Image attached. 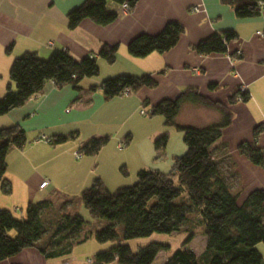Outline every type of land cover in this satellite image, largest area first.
Returning a JSON list of instances; mask_svg holds the SVG:
<instances>
[{"label":"crops","instance_id":"0c3cea01","mask_svg":"<svg viewBox=\"0 0 264 264\" xmlns=\"http://www.w3.org/2000/svg\"><path fill=\"white\" fill-rule=\"evenodd\" d=\"M83 1L0 0V97L10 83L12 62L25 52L47 59L54 49H66L79 60L90 55L96 57L105 44L118 47L115 62L111 65L99 63V75L84 79L81 92H76L71 86L57 88L53 82H48L41 94L0 117V129L19 124L26 133L23 148L11 149L6 157L5 177L11 190L9 194L0 190V208L11 212V208L25 209L29 203L53 202L58 190L64 191L69 185L75 190V195L81 194L94 180L91 178L93 164L91 161H77L73 156L75 150L93 135H103L111 117H138L140 108L150 110L162 100L175 99L186 89H196L202 96L224 105L232 114L231 124L222 130L211 150L216 158L232 163L241 187L239 202L252 191H264V172L237 151L241 143L253 140V130L259 125L263 126V131L257 146L264 148V10L259 17L238 19L233 8L220 0H137L131 12H124L121 6L108 3V10L116 12L118 18L107 26L84 19L76 28L69 29L66 16ZM172 22L181 25L184 32L169 51L162 54L154 52L144 58L128 54L127 45L132 39L142 34H158ZM227 31H233L236 38L226 43V53L199 55L193 51L192 47L200 41L214 34L223 38ZM122 74L136 77L149 74L157 81V86L112 99H105L99 88L89 92L91 86H98L102 80ZM238 89L249 93L248 101L229 104L228 97ZM184 110L187 113L189 110L192 118L179 121ZM97 112L108 117L103 124L92 119ZM208 116H214L212 124L221 119L216 110L184 104L175 123L202 128L211 125L204 120ZM163 131L161 128L146 136L150 143L146 146L140 170L156 168L161 172L158 166L151 164L157 161L152 141ZM40 135L49 138L71 135V138L51 145L37 141ZM171 138L167 150L171 146ZM185 151V145L179 144L172 153L180 155ZM51 164L52 167L47 169ZM42 181H48L44 188L39 187ZM59 198L64 203L71 201L68 195ZM69 209L68 203L66 211ZM197 232L202 234V228ZM197 236H193L189 246ZM199 236L202 248L196 251L189 247L196 255H201L207 246L203 234ZM105 250L97 248L95 251ZM258 250L264 258V246H259ZM70 260L64 257L47 260L36 249L27 248L0 264H70Z\"/></svg>","mask_w":264,"mask_h":264},{"label":"trees","instance_id":"16d2710c","mask_svg":"<svg viewBox=\"0 0 264 264\" xmlns=\"http://www.w3.org/2000/svg\"><path fill=\"white\" fill-rule=\"evenodd\" d=\"M220 2L231 6L238 19L259 17L264 10V0ZM108 3L121 7L126 4L127 12H131L137 0H84L68 12V28H76L84 19L99 26L113 23L118 14L108 10ZM183 32L181 25L167 23L158 34H142L132 39L127 52L134 58H144L154 52L165 53L177 44ZM234 38L236 34L233 31L225 32L223 38L214 34L192 49L199 55L226 53V43ZM117 50V45L105 44L96 57L90 55L79 60L66 49H54L47 59H40L31 52L23 53L11 64L10 83L0 97V117L41 94L48 82H53L57 88L71 86L76 92H81L84 79L99 75L97 59L111 65L115 62ZM156 86L157 81L149 74L139 77L122 74L104 79L88 90L94 92L99 88L105 99H112L123 97L126 89L136 93L142 88L153 89ZM248 99L249 93L238 89L228 97V103L246 102ZM184 104L216 110L221 119L202 128L178 125L175 119ZM148 114L162 116L166 126L174 127L183 135L186 151L174 159L171 170L163 173L141 169L134 185L114 192H109L99 178L94 179L80 194L90 216L106 222L93 231L85 228V221L75 212L55 213L53 202L49 200L27 204L22 219H16L9 210L0 208V263L27 248L36 249L47 260L62 258L70 254L74 243L93 237L98 243H115L95 254L96 264L114 261L117 264H154L159 251H166L168 246L151 243L133 252L124 242L152 234L187 230L189 235L184 245L170 254L164 264H264L258 250L259 246H264V191H252L240 203L241 187L235 179L237 176L232 163L226 161L227 165L211 150L222 130L231 124L232 114L224 105L202 96L196 89H186L175 99L158 102ZM262 131L263 126L255 127L253 140L241 143L237 151L264 172V148L257 146ZM69 138L71 135L58 136L50 143H43L61 144ZM128 138L126 143L130 140ZM168 139V134H162L154 140L155 159L163 155ZM108 140V137H91L79 147V152L95 155ZM25 143L26 133L19 124L0 129V190L3 194H9L11 190L4 177L6 157L11 149H22ZM233 179L236 180L235 185L232 184ZM47 212H52L51 219H48ZM199 228H202L207 246L201 255H196L186 245ZM11 231L15 236L9 235Z\"/></svg>","mask_w":264,"mask_h":264},{"label":"rangeland","instance_id":"374dc122","mask_svg":"<svg viewBox=\"0 0 264 264\" xmlns=\"http://www.w3.org/2000/svg\"><path fill=\"white\" fill-rule=\"evenodd\" d=\"M99 63L105 64L106 62H102L99 59L98 65ZM141 109H144L145 112L149 111L148 108L146 107L140 108L138 110V115H139L138 117L140 118L136 116L132 118H126L127 115L111 117L109 125L106 124V126L104 127L105 133L103 135L92 136V137H108L109 140L107 144L103 146V148H101V150L97 154L95 155L80 154L81 156L77 160L84 162L88 161V163H90L91 161V163L93 164L92 173H91L92 180L93 178L94 179L100 178L109 192H114L118 188L129 187L136 183L137 172L144 164L142 159L144 158L146 146L150 143V140L146 138V136H149L150 132L159 130L161 128L164 130L163 133H161L160 135L155 137V139H153L152 144L154 140H156L162 134H168L169 139L170 136L172 137L171 138L172 143L171 146L169 147V150H167L166 147L160 159H155L154 156V159L157 161L151 162L152 166H158V168L161 169V172L168 173L172 168L174 159L184 154V153L182 154L180 153V155H176V153H172L176 151L177 146L179 144L184 145L182 133L178 132L172 126H166L164 123L162 124L161 122L162 121L164 122V118L160 115H154V116H150L149 114L141 115L140 113ZM190 113L191 112L189 110L188 113L186 110H184V112H182V115L179 118V121H184L185 119L192 118V116L189 115ZM105 115L106 114L103 112H97L92 119L95 121L99 120L101 124H103L104 120H107L108 118ZM213 117L214 116H208L205 117L204 120L205 122L207 121L209 122V124H212L210 122H212L211 120H213ZM126 137L130 138V140L128 138L129 140L128 143H126ZM118 143H121L123 145L122 149L117 148ZM78 151L79 149L75 150L74 153H77ZM224 162L228 165L226 161ZM51 167L52 164L47 166V169H50ZM147 170H156V168L154 169L148 168ZM235 179L232 180L233 185H235V181H236ZM58 191L59 193L53 199V205H54L53 211L55 213H62L66 211L68 203H64V201H62L61 198L58 199V197L63 195H68L69 198L71 199V201H69L70 209L68 211L75 212L80 217H82V219L86 223L85 228H87V230L93 231L106 224L105 221L94 220L90 216L89 212L84 208L80 200V193H78V195H75L76 193L72 186L69 185V187L66 188L64 191L63 190H58ZM183 195H185V193ZM24 208L26 209V207ZM25 209H22L20 207H17L15 209L11 208L12 210L11 213L16 219H22L25 217L24 215ZM51 213L52 212H47L48 219H51ZM197 234L198 236L192 242V244H190L189 246L188 243L187 244L188 246L186 245V247L193 248L196 251L202 248V240L199 236V234L200 235L202 234L200 232H197L196 235ZM9 235L15 236V233L11 231L9 232ZM188 235H189V231L187 230L173 234H152L147 238L133 239V240L125 241L124 243L129 245L133 252H135L137 248L147 246L151 243H157L168 246L166 251L164 250L159 251L157 258L155 259L154 262V264H164V262L166 261V259L169 257L170 254L180 249L184 245ZM114 245H115L114 242L98 243L93 237H90L88 240L84 242L74 243L70 254L66 255L64 258L70 260V258L73 259V257H75L76 259L70 260V264H96L95 254L98 253L99 251H95V250H97V248H106L107 250ZM87 259L91 260V263H87L86 261Z\"/></svg>","mask_w":264,"mask_h":264},{"label":"built area","instance_id":"2783aa9c","mask_svg":"<svg viewBox=\"0 0 264 264\" xmlns=\"http://www.w3.org/2000/svg\"><path fill=\"white\" fill-rule=\"evenodd\" d=\"M122 9H123V11L126 12V11H127V5H126V4H123V5H122ZM196 11H197V10H196ZM241 91H242V92H245L244 89H241ZM128 95H130V92H129L128 89H126V90L124 91V93H123V96H128ZM140 113H141V115H147V114L149 113V111H148V112H145L144 109H141V110H140ZM51 140H52V139H50V138H48V137H46V136H44V135H40V136L37 138V141H39V142H45V143H50ZM117 148H118V149H122V148H123V145H122L121 143H118ZM80 154H81V153H80L79 151H78L77 153H74V157H75V159H79L80 156H81ZM47 185H48V181H42V183H40L39 187H40V188H44V187H46ZM86 261H87V263H91V260H89V259H87ZM64 264H66V263H64Z\"/></svg>","mask_w":264,"mask_h":264}]
</instances>
